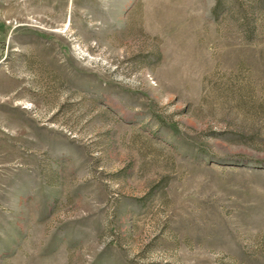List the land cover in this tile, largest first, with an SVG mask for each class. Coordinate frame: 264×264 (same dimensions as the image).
Returning <instances> with one entry per match:
<instances>
[{"label": "rangeland", "instance_id": "obj_1", "mask_svg": "<svg viewBox=\"0 0 264 264\" xmlns=\"http://www.w3.org/2000/svg\"><path fill=\"white\" fill-rule=\"evenodd\" d=\"M0 264H264V0H0Z\"/></svg>", "mask_w": 264, "mask_h": 264}]
</instances>
